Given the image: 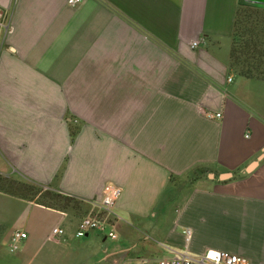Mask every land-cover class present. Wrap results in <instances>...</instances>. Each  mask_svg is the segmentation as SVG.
Returning a JSON list of instances; mask_svg holds the SVG:
<instances>
[{
	"label": "crops",
	"instance_id": "0c3cea01",
	"mask_svg": "<svg viewBox=\"0 0 264 264\" xmlns=\"http://www.w3.org/2000/svg\"><path fill=\"white\" fill-rule=\"evenodd\" d=\"M249 4L0 0V175L39 191L0 190V264H158L209 249L264 264V78L238 75L231 57ZM111 185L119 239L76 238ZM58 226L64 243L49 240ZM17 231L28 238L12 253Z\"/></svg>",
	"mask_w": 264,
	"mask_h": 264
},
{
	"label": "built area",
	"instance_id": "2783aa9c",
	"mask_svg": "<svg viewBox=\"0 0 264 264\" xmlns=\"http://www.w3.org/2000/svg\"><path fill=\"white\" fill-rule=\"evenodd\" d=\"M80 0H72V4L76 5ZM4 26L2 20V9L0 8V27ZM8 32H12V29H8ZM199 42H193L192 48L199 47ZM220 117V114H217ZM122 191L117 186H108L104 190L102 197V217L86 216L78 225L75 232L76 238H84L90 231H97L100 234L106 236L112 241L119 239L116 223L110 218L118 200L120 199ZM186 236L190 238L191 231L185 232ZM28 238V234L23 231L14 232L10 243L9 250L12 253H16L20 250L22 243ZM50 241L64 243L66 242V232L63 227H55L50 234ZM126 264H131L130 262ZM158 264H251L250 261L242 256L235 255L226 251L209 249L201 255H190L187 252L177 253L172 258H163L158 261Z\"/></svg>",
	"mask_w": 264,
	"mask_h": 264
},
{
	"label": "trees",
	"instance_id": "16d2710c",
	"mask_svg": "<svg viewBox=\"0 0 264 264\" xmlns=\"http://www.w3.org/2000/svg\"><path fill=\"white\" fill-rule=\"evenodd\" d=\"M253 9H258L256 12H259V9H263L264 11V6L261 5H255L252 4ZM243 7H246V5H243L240 7V9L237 12V17H236V22L234 25V34H233V48L231 52V57H232V67L236 71L238 75L241 76H246V77H262L264 78V67H261L264 62V51H258L257 56H255L254 62H260L261 64L256 65V64H250L249 62H246L247 60L249 61L252 58L248 57L247 51L241 50L239 47L237 48V44L241 40V32L239 31L240 25H241V9ZM259 35L264 38V27L258 32L256 28L254 31L251 33V46L253 47V52H255V48H257V44L259 43ZM262 43V42H261ZM246 48H249L245 45ZM250 51V50H248ZM242 57L246 58L245 60L242 59ZM240 65V68H239ZM4 185H6L7 188H4ZM0 190L2 191H8L11 195L14 196H21V197H28V195H36L39 191L37 188L30 184H25V183H18L17 181L10 180L8 178H5L0 175ZM45 197H49L50 199L60 197V195L56 194H51V193H46ZM68 199V198H67ZM44 202V201H43Z\"/></svg>",
	"mask_w": 264,
	"mask_h": 264
},
{
	"label": "rangeland",
	"instance_id": "374dc122",
	"mask_svg": "<svg viewBox=\"0 0 264 264\" xmlns=\"http://www.w3.org/2000/svg\"><path fill=\"white\" fill-rule=\"evenodd\" d=\"M252 4L246 5V7H243L241 9V25L239 26L240 29L239 31L241 32V40L239 41V43L237 44V48L239 47L241 50L243 51H247L248 57L252 58L249 61L247 60L246 62H249L250 64H256L259 65L261 64L260 62H254L256 61L254 58L255 56H257L258 51H264V38H262L261 35H259L260 39H259V43L257 44V48H255V52H253V47L251 46V33L254 31V29L256 28V30H258V32L264 27V11H262L261 9H259V12H256V10L258 9H253L254 7L251 6ZM262 42V43H261ZM233 40H232V48H233ZM245 45L249 48H246ZM250 50V51H248ZM257 52V53H256ZM243 60H245L246 58L242 57ZM261 67H264V62L263 65ZM240 68V65H239ZM18 183H22L21 181H17ZM4 188H7L6 185H4ZM46 194V193H45ZM44 194V196H45ZM53 200V199H52ZM41 202H43V200L41 199ZM53 202L57 205V207L61 208V209H76L78 210L79 208V203L75 200L72 199H67L64 196H60L57 198H54Z\"/></svg>",
	"mask_w": 264,
	"mask_h": 264
},
{
	"label": "water",
	"instance_id": "95a60500",
	"mask_svg": "<svg viewBox=\"0 0 264 264\" xmlns=\"http://www.w3.org/2000/svg\"><path fill=\"white\" fill-rule=\"evenodd\" d=\"M246 2L250 3V4H255V5H261L264 6V0H246ZM255 167V165H253L249 171L253 170V168ZM229 176L226 175L223 178H228Z\"/></svg>",
	"mask_w": 264,
	"mask_h": 264
}]
</instances>
